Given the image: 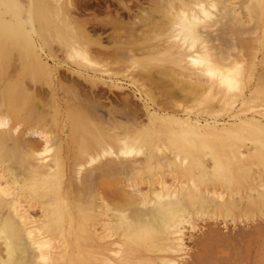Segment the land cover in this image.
Instances as JSON below:
<instances>
[{
  "label": "bare ground",
  "instance_id": "1",
  "mask_svg": "<svg viewBox=\"0 0 264 264\" xmlns=\"http://www.w3.org/2000/svg\"><path fill=\"white\" fill-rule=\"evenodd\" d=\"M89 2L0 0V264H181L183 231L203 218L213 225L190 264H237L231 252L264 264V124L200 119L237 104L264 112V0ZM58 52L97 72L122 67L147 96L194 104L200 118L141 125L125 105L107 119L60 83L78 107L76 147L62 152L59 113L38 86L55 95L60 70L43 55ZM251 234L255 254L241 243Z\"/></svg>",
  "mask_w": 264,
  "mask_h": 264
},
{
  "label": "rangeland",
  "instance_id": "2",
  "mask_svg": "<svg viewBox=\"0 0 264 264\" xmlns=\"http://www.w3.org/2000/svg\"><path fill=\"white\" fill-rule=\"evenodd\" d=\"M90 1L91 2H89V4H92V5L97 4V2H96L97 0L96 1L90 0ZM263 27H264V19H263L262 31L264 29ZM262 31H261L262 35L260 38L261 40L264 39V36H263L264 33H262ZM108 34H110V30L109 31L105 30L104 35H102V38L108 39L107 38V37H109ZM97 37L98 36L95 35V38H97ZM104 46L107 49L108 48L113 49V47H112L113 45L111 43H107V42L105 43L104 42ZM258 47H259L258 60H262V63L264 64V62H263L264 61V47H262V45H258ZM58 53H60V55ZM58 53H57V55H59L60 57L58 56L59 58H56V59L50 57L46 53L43 55V61L45 63H47L48 66H50V67L53 66L52 68H54V69H55V67H58V69L60 70V72L58 70V72H59L58 75H56L55 73H52V75H53L52 77H53V80L55 83V90H56L55 91L56 93H54L55 95L52 94V90L49 87L48 88L50 90L47 87H45L47 85H38V86L40 88V92L42 93L41 96L43 95L42 97H44V95H45L43 100H45L48 97L44 102L46 104L49 103L48 104L49 106L54 104L58 113H59V127L57 128L56 133H58V134H56L57 135L56 138L59 141V145H61L62 152H66L67 149H69V148L73 149L76 147V143H75V141H73L74 138L71 135L72 133H71V126H69L70 125L69 121H70L71 117H73L74 111L78 107H77V105H76L77 103L75 101L74 102L76 104L73 101L67 102V99H66L67 97L64 98L66 96L65 92H64L65 89L63 87L61 89L59 88V86L61 85L60 83H63L62 85L64 87H69L70 85H74L75 88L77 89L78 93L81 96V100H82L81 102H83V103L85 101L86 102L87 101L95 102L97 107L100 108L98 110H99V113L101 112L100 115L102 114L101 116H103V118L108 119L110 117L111 111L116 110V109L119 111L123 110L126 107L125 105H128L131 109H133V111L135 113V117H136L137 121L140 122L141 125H142V123H143V125H146V124L149 125L150 117L153 116L154 113L155 114L157 113L158 115L165 116V117H171L172 116L173 119L180 118V117H181L180 118L181 120H191L192 119V121H194V122L200 118L199 114H197L198 110L196 108L190 107V106H194V104H189L186 106L185 102H183V101H179V103L177 101L174 102V99L172 100L169 97L161 96L159 93H158L159 94L158 95L157 91H156V94L158 96H156V94H155V96H154V94H152V95L148 94V96H149L148 97L147 91H149L150 87L149 88L147 87V90H146V87L144 85L142 88L141 85L143 83L141 84V82L135 83V85H134L133 81H131V80H133L132 79V73H131V79H130V77H128V75H129L128 73H130V72L125 71L122 67L115 66V68L119 67L118 69L113 70L114 72H116V74L114 72H110L108 74L103 73L100 71V69L97 72V70L96 71L92 70L93 68L91 69V67H89L88 69L78 67V65H75L76 63L73 60L68 61L65 58H62L63 59L62 60L61 56L64 54H62L61 52H58ZM72 62H74L75 64ZM258 63L259 64L257 65V75H260L264 71V68H263L264 65L261 63V61L260 62L258 61ZM109 68H114V66H112V67L110 66ZM122 69L124 71L123 73L116 71V70L122 71ZM131 71H132V69H131ZM110 75H111V77H110ZM95 78H96V81L97 80L99 81V83H96L93 85V83L91 84V81L93 79L95 80ZM58 79H59V81L65 80L64 82L66 84H64V82H59ZM100 81H101V83L102 82H104V83L101 84ZM68 84H70V85H68ZM112 85H114V86H112ZM117 85L119 86L120 89H118V87H116ZM136 85H138L139 87H137ZM262 87L264 90V83L262 84ZM57 89H58V92H57ZM152 89H153V92L155 93L154 88H152ZM60 90H64L63 91L64 93L62 94V91H60ZM142 92H144V93H142ZM43 93H45V94H43ZM150 96H152V98H150ZM55 97H57V98L55 99ZM50 102H51V104H50ZM125 102H126V104H124ZM257 104L260 105L261 104L260 101ZM239 105L237 104L236 109L232 112L227 113V115L226 114H222V115L216 114L214 117H212V116H201L202 118H200V119L203 120V118L206 117V119H208V122H213L214 121L213 119L218 118V123L227 125V124L232 123L234 121H238L239 119L251 120V119L255 118L254 121L257 120V121H260V123L264 124L263 108L253 109L254 111L252 110V108L251 109L246 108L243 110V109H241V107ZM188 107H190L191 109L188 110L187 109ZM246 111H247V113H246ZM242 112H244V113L242 114ZM223 115H225V116H223ZM208 117H210V118H208ZM121 121H123V120H121ZM226 122H228V123H226ZM169 125L172 128L175 127L172 123H169ZM69 129H70V131H69ZM68 135L69 136L71 135V136L69 137ZM27 137H30V136H27ZM32 138L35 139V137H33V136H32ZM34 213L38 214V211L36 210ZM200 220H202L204 223L202 221L199 222ZM200 220H197L196 221L197 223L195 222L196 229H194L193 232H192V229L188 230V227L190 228L189 225H187V229L183 231V233L186 232L185 235H183V237H184L183 239H185V241L183 240V246L186 249H184L183 252L178 253L177 256L174 255L175 257L178 258V261L181 264H190V261L192 262L193 257H195L194 252H197L198 250H205V246L203 244L204 242L201 243L200 240H202L201 239L203 237L202 235L205 233L207 234V231L212 227L211 225H213V221L211 220L212 221V224H211V221H209L208 218H206V219L203 218ZM208 222H209V225H208ZM219 225H221V224H219ZM219 227H222V225ZM215 228H217V227H215ZM261 230H262V227H261ZM261 230L259 231V233H261L263 231V230L262 231ZM255 231H256V228H250V231H247V232L253 233ZM253 236H254V234H251V236L244 238V240H241V243H246L248 241H252V245H253L252 250L254 251V254H255V252L258 248V245H257V238L253 237ZM199 241L201 244L198 243ZM202 241H204V240H202ZM196 243H198L200 246H198ZM205 243L207 244V241ZM232 253L233 252H231L230 253L231 255H229V256H231L230 258H232V260L234 259V261H235L236 259L237 260L240 259L239 261L236 260L237 264H244V263H242L243 261H241V259L244 260L243 257H246L245 255H247V254L244 253L243 257L238 258L240 256L239 253H238V255L235 253H233L234 254L233 255ZM201 254H202V256H205V253L204 254L201 253ZM228 254H229V252H228ZM232 255H233V257H232ZM182 257L185 259L181 260V259H183Z\"/></svg>",
  "mask_w": 264,
  "mask_h": 264
}]
</instances>
